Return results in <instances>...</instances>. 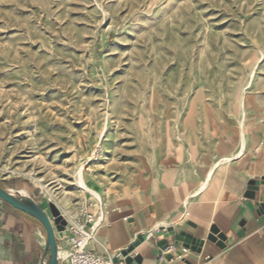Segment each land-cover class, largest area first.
I'll list each match as a JSON object with an SVG mask.
<instances>
[{"label":"rangeland","instance_id":"rangeland-1","mask_svg":"<svg viewBox=\"0 0 264 264\" xmlns=\"http://www.w3.org/2000/svg\"><path fill=\"white\" fill-rule=\"evenodd\" d=\"M258 101L264 0H0V180L61 214L107 205L91 178L201 148L209 111L221 134L225 118L240 126L242 155Z\"/></svg>","mask_w":264,"mask_h":264},{"label":"crops","instance_id":"crops-1","mask_svg":"<svg viewBox=\"0 0 264 264\" xmlns=\"http://www.w3.org/2000/svg\"><path fill=\"white\" fill-rule=\"evenodd\" d=\"M260 103L255 102V107L263 108ZM212 113L209 119L204 116L203 132L212 129L213 136L199 142L201 148H165V162L152 163L146 176L135 167L127 178L103 173L91 178L107 199L106 210L91 197L77 204L72 217L62 214L68 221L82 223L88 215L96 217L89 250L115 258L145 235L147 239L132 254L141 258L139 264H264V122L246 128L244 121L247 146L238 155L240 126L225 118L221 134ZM211 171L207 187L202 188ZM3 181V187L48 208L36 188ZM155 195L164 211L151 209ZM136 199L145 206L137 208ZM46 243V233L35 219L0 200V264H42ZM67 249V240H61L62 260Z\"/></svg>","mask_w":264,"mask_h":264},{"label":"water","instance_id":"water-1","mask_svg":"<svg viewBox=\"0 0 264 264\" xmlns=\"http://www.w3.org/2000/svg\"><path fill=\"white\" fill-rule=\"evenodd\" d=\"M4 181L0 180V200L9 204L14 209L25 213L35 219L44 229L47 237L46 251L42 264H64L59 255V244L64 238L67 221L60 211L53 205L49 204L48 208L43 209L33 199L24 196L21 193L13 192L10 189L3 187ZM147 239V236L141 235L137 237V242L131 245L127 250L123 251L121 259H116L115 264H134L140 263V257H132L135 248ZM181 239V237H177ZM189 238L187 246H190ZM49 254V260L46 261Z\"/></svg>","mask_w":264,"mask_h":264},{"label":"built area","instance_id":"built-area-1","mask_svg":"<svg viewBox=\"0 0 264 264\" xmlns=\"http://www.w3.org/2000/svg\"><path fill=\"white\" fill-rule=\"evenodd\" d=\"M66 221L67 226L63 239L67 240L68 249L62 258L67 264H115L114 261L121 257L119 255L111 258L89 250L90 244L95 240L94 232L98 221L96 217L88 215L84 223L74 220ZM187 251L184 249V252Z\"/></svg>","mask_w":264,"mask_h":264},{"label":"bare ground","instance_id":"bare-ground-1","mask_svg":"<svg viewBox=\"0 0 264 264\" xmlns=\"http://www.w3.org/2000/svg\"><path fill=\"white\" fill-rule=\"evenodd\" d=\"M244 118V117H243ZM106 207V206H105Z\"/></svg>","mask_w":264,"mask_h":264}]
</instances>
